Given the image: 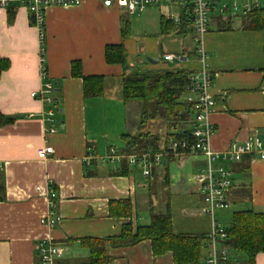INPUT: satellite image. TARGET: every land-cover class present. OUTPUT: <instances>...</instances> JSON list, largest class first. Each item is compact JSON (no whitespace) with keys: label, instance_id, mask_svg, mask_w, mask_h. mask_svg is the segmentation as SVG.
I'll use <instances>...</instances> for the list:
<instances>
[{"label":"crops","instance_id":"crops-1","mask_svg":"<svg viewBox=\"0 0 264 264\" xmlns=\"http://www.w3.org/2000/svg\"><path fill=\"white\" fill-rule=\"evenodd\" d=\"M255 2L220 0L209 6L203 44L211 74L209 93L215 102L209 117L213 127L209 147L216 153L225 152L233 141L264 137L263 35L245 30L242 13L245 4ZM223 6L225 10L221 11ZM178 12L181 10L174 4H152L131 14L116 5L105 8L102 0H83L78 6L47 8L41 39L26 9L16 3L0 9V58L9 61L0 74V116L13 119L0 126V264H38L36 243L45 238L64 248L61 263H80L88 257L80 239L118 236L126 224L133 231L147 226L150 211L163 213L166 202L173 233L208 236L211 218L194 181L196 170L205 166L201 155L181 156L168 163L163 160L164 166L154 168L149 177H143L139 166H128L127 176H115L112 173L118 164L101 165L95 159L114 148L121 135L139 132V104L122 102L118 79L124 69L120 64L105 62V47H123L128 71L194 72L197 64L191 62L192 31L179 34L177 27L161 28L162 20L172 22L166 17ZM167 54L176 59L163 60ZM147 58L155 62L149 63ZM72 62L79 63L83 77L113 80L111 94L105 88L103 96L86 98L81 79L70 74ZM46 83L52 85L48 95L51 104L31 96ZM108 101L109 113L120 110L121 123L124 128L131 127L129 132L114 135L98 130L99 122L105 120L101 112ZM49 111L53 113L51 121L47 120ZM50 129L54 130L52 134ZM191 129L190 125L188 132ZM140 132L158 137L160 152L173 139L167 140V135L175 131L156 119L148 120ZM45 146L53 153L46 159L37 158V150ZM116 150L120 152L121 148ZM248 156L236 165L220 160L215 163L228 169L232 180L227 209L233 206L235 210L229 218L221 214L227 209L214 214L225 231L233 212L264 214V159ZM48 190L56 193L54 217L58 222L53 227L41 223L49 215ZM119 200L130 202L128 218L109 216V204ZM226 221L229 225L223 226ZM108 253L113 258L111 264H172L170 253L154 256L148 241L109 249ZM202 255H208L206 241ZM70 256L85 259L73 261ZM228 264L247 261L231 252ZM255 264H264V253L257 255Z\"/></svg>","mask_w":264,"mask_h":264},{"label":"trees","instance_id":"trees-1","mask_svg":"<svg viewBox=\"0 0 264 264\" xmlns=\"http://www.w3.org/2000/svg\"><path fill=\"white\" fill-rule=\"evenodd\" d=\"M29 22L32 25L31 21ZM189 22V13L187 10H181L178 26L170 21L162 20L161 28L166 30L177 27L178 33L182 34L191 30ZM243 27L245 30L262 33L264 50V8L253 9L247 13L243 19ZM193 56L192 59H195V53ZM104 59L107 64H120L124 69L123 74L118 79L122 102L124 104L138 103L140 107L137 116L139 132L135 135H121L123 147L120 153L125 155H139L149 151L158 153V137L140 132L148 120H163L166 122L168 130L175 131L167 135V140L168 138H185L187 141L193 142V137L187 130L192 124L193 115L183 100L186 87L190 83L191 73L183 70L128 71L125 65L126 54L121 45L106 46ZM8 66L9 61L0 58V74ZM70 74L73 78L81 79L82 91L86 98H98L104 95L106 88L104 77H83L77 62L71 63ZM11 121H13L12 118L7 119L0 116V126L9 124ZM167 143H165V148H167ZM174 159L167 157L164 162L168 163ZM112 174L127 176L129 168L123 161ZM2 190L0 181V193ZM169 213V203L166 202L163 213L150 211V223L147 226H138L133 231L131 225L126 224L123 225L118 236L80 239V247L88 251V257L85 261L77 264H111L113 258L108 253L109 249L130 248L144 241L150 243L154 256L170 253L172 264H198L204 257L202 249L208 238L202 235L173 233L171 214ZM130 214L131 205L128 200L113 201L109 204V216L113 218H128ZM226 234V244L231 249L232 254L235 256L243 255L247 264H255L257 255L264 253V214L255 213L251 210L233 212Z\"/></svg>","mask_w":264,"mask_h":264},{"label":"built area","instance_id":"built-area-1","mask_svg":"<svg viewBox=\"0 0 264 264\" xmlns=\"http://www.w3.org/2000/svg\"><path fill=\"white\" fill-rule=\"evenodd\" d=\"M83 0H0V9H6L10 4L16 3L26 9L29 21L39 31V36L43 38L45 11L51 7H71L78 6ZM220 0H102L105 8L113 5L125 9L129 13L141 11L145 7L157 4L160 6L177 5L180 10H187L189 13V27L192 31L195 60L197 69L191 72L190 83L186 87V93L183 100L192 111L193 121L190 131L193 142L185 138H173L168 143L167 148L158 153L147 152L139 155H125L110 147L107 152L100 156L97 161L101 165L118 164L123 161L127 166H139L143 177H149L154 168L163 164L167 157L179 158L191 154H199L203 157L205 166L196 170L194 174L195 185L198 187V193L201 195L207 215L211 218V228L208 234L207 249L208 255L198 264H228L230 260L231 249L226 244V231L214 220V214L217 211L229 207L227 194L231 188V174L224 166H215L217 161H224L231 164H238L244 156H257L264 159V137L254 135L244 142L233 141L228 149L223 153H216L209 147V140L213 134V127L209 122V117L214 109V99L209 93L211 84V74L207 66V54L204 48V38L208 31V12L211 2ZM264 8V1L245 4L242 13L246 15L253 9ZM225 6L222 7L223 11ZM236 10V6L233 7ZM167 19L175 25L180 23V13L174 16L171 14ZM176 57L174 55H164L163 60L172 62ZM41 78H46V71L43 59H41ZM52 90V85L46 83L43 88L36 93H32L33 98L48 104L52 99L48 96ZM53 113H47V120L51 121ZM54 130L50 129L49 133ZM37 158L46 159L53 150L49 146L37 150ZM91 159V158H90ZM93 159V158H92ZM49 215L41 219V223L53 227L58 219L55 218V199L56 193L48 190L45 193ZM38 253V264H63L60 261L64 256V248L55 243L51 238L41 239L36 243Z\"/></svg>","mask_w":264,"mask_h":264},{"label":"rangeland","instance_id":"rangeland-1","mask_svg":"<svg viewBox=\"0 0 264 264\" xmlns=\"http://www.w3.org/2000/svg\"><path fill=\"white\" fill-rule=\"evenodd\" d=\"M189 43V37H187V39H186V44H188ZM176 62H179V59H177L176 60ZM176 62H174V63H176ZM191 62H193L194 64H196V60L195 59H193V61H191ZM195 66V65H194ZM115 82L113 81V80H106V82H105V85H106V90H107V93H110V92H112V89H114V87H115ZM111 94V93H110ZM117 94V93H116ZM115 94V95H116ZM113 95V94H112ZM111 95V96H112ZM115 95H113V96H115ZM119 95H120V93H119ZM107 105H108V107L106 108V110L104 111V112H101V116L102 117H104L105 118V120H101V122H99V126H98V130H101V132L103 131H107V133L109 132L110 134H114V135H117L119 132H129L128 130L131 128L129 125H127L126 126V128H124L123 127V124L121 123V117H122V115H121V112H120V110L119 111H117V112H112V113H109V106L111 105V104H109V101L106 103ZM120 112V113H119ZM96 115H99V114H96ZM104 115V116H103ZM96 123V122H95ZM108 133V134H109ZM120 134V133H119ZM113 146H115L114 148H122L123 147V143H122V141L120 140V139H117V141L114 143V145ZM116 148V149H117ZM233 210H235V208L233 207V206H230V208L229 209H227V210H225V211H223L221 214H225V215H227L228 216V218H229V215L231 214V212L233 211ZM222 221H223V219H222ZM222 223V222H221ZM223 224V226H227V225H229V223L226 221V223L224 222V223H222ZM71 247V246H70ZM70 247L68 248V249H70ZM70 251H72V249L70 250ZM84 251V250H83ZM70 254V253H69ZM67 256H68V254H67ZM85 256H87V255H85ZM84 256V257H85ZM83 256H81L80 258H74V257H71L70 256V258H72L71 260H73V261H82L83 259H85Z\"/></svg>","mask_w":264,"mask_h":264},{"label":"water","instance_id":"water-1","mask_svg":"<svg viewBox=\"0 0 264 264\" xmlns=\"http://www.w3.org/2000/svg\"><path fill=\"white\" fill-rule=\"evenodd\" d=\"M146 60H148L149 63H154L155 61L150 59V58H147Z\"/></svg>","mask_w":264,"mask_h":264}]
</instances>
